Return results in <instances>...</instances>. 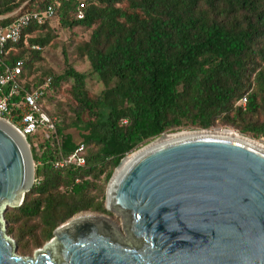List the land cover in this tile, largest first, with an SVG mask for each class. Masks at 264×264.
Returning <instances> with one entry per match:
<instances>
[{
    "label": "trees",
    "instance_id": "obj_1",
    "mask_svg": "<svg viewBox=\"0 0 264 264\" xmlns=\"http://www.w3.org/2000/svg\"><path fill=\"white\" fill-rule=\"evenodd\" d=\"M54 1L0 0V24L44 11ZM58 1L54 18L30 23L0 61L24 59V70L33 72L43 59L41 49L57 38L54 22L63 29L86 28L89 36L75 44L76 56L102 87L91 90L66 51L62 72L38 67L36 81L26 86L32 90L51 77L46 104L64 92L69 112L55 118L45 104L55 129L26 137L36 180L22 205L4 214L7 234L24 256L79 213L113 215L105 199L114 171L127 154L163 133L229 126L253 139L264 137V0ZM72 128L80 134L86 163L57 168L55 162L79 145Z\"/></svg>",
    "mask_w": 264,
    "mask_h": 264
},
{
    "label": "water",
    "instance_id": "obj_2",
    "mask_svg": "<svg viewBox=\"0 0 264 264\" xmlns=\"http://www.w3.org/2000/svg\"><path fill=\"white\" fill-rule=\"evenodd\" d=\"M140 150L106 189L126 236L111 216L83 212L24 256L4 214L24 202L35 162L26 137L0 118V264H264V148L201 133Z\"/></svg>",
    "mask_w": 264,
    "mask_h": 264
},
{
    "label": "built area",
    "instance_id": "obj_3",
    "mask_svg": "<svg viewBox=\"0 0 264 264\" xmlns=\"http://www.w3.org/2000/svg\"><path fill=\"white\" fill-rule=\"evenodd\" d=\"M59 1L50 4L46 10L26 12L13 22L0 24V59L9 53V44L18 43L22 32L30 23L43 24L55 16ZM84 3L80 4L77 18H84ZM33 48H39L33 46ZM24 59L17 60L13 65L0 61V118L13 124L25 137L40 129L50 131L55 129V118L45 109V96L52 89V78L48 77L32 90H28L20 76L24 73ZM246 98L241 103L245 105ZM86 163L84 144L79 143L69 156L55 162V167L68 164L82 166Z\"/></svg>",
    "mask_w": 264,
    "mask_h": 264
},
{
    "label": "rangeland",
    "instance_id": "obj_4",
    "mask_svg": "<svg viewBox=\"0 0 264 264\" xmlns=\"http://www.w3.org/2000/svg\"><path fill=\"white\" fill-rule=\"evenodd\" d=\"M53 25L56 29V34H57L56 40H54L50 45L41 49V56L43 59L37 64V67H35L33 72H31L30 70H25L24 73L20 76L19 81L22 82V84L25 86L33 84V82L36 81V77L39 75V72H40V69H38V67H42L43 69H50L56 73L62 72L65 69V67H67L66 56L64 53V51H66L67 60H68L69 64L73 65L74 67H76L77 70H79V71H81L87 75L88 87L91 90H95L97 92L100 91L102 85L98 82L97 75H95L92 72L90 65L87 62L78 61L77 56H76L75 47H74L75 44L77 42H79L81 39H85L89 36V31L86 28H82V27H76V28L71 29V30L63 29L58 25V22H54ZM70 84L64 85L63 89H65L66 87H69ZM67 103H68L67 96L65 95L64 92L53 94L51 100L48 101L47 104H46V100H45L46 107H48L49 111L51 113H53L55 118H57V113H63L65 111L69 112V110H68L69 107L67 106ZM225 129L234 130V131L240 133L238 130H236L232 127H229V126L217 127V128H212V129H208V130L222 131ZM199 130H202V129L183 130V131H179V132H184V131L196 132ZM39 132L43 133L42 135H44L45 134L44 132H46V131H45V129H40ZM69 132L73 134L74 139L77 143L81 142V138H80V134H79L78 130L72 128L69 130ZM172 133H174V132H172ZM240 134L245 136V137H250V136H247V135L242 134V133H240ZM159 137H157V138H159ZM157 138H155V139H157ZM155 139L150 141L148 144L152 143ZM254 140L260 141L264 144V137L260 138V139H254ZM148 144H146V145H148ZM146 145L142 146L139 149H142ZM135 152H137V150ZM106 215L111 216L114 220L117 221V223L120 226L119 227L120 232L126 236V232H125L124 226L122 224V220L117 219L114 214L113 215L106 214ZM35 251L33 252V254L35 253Z\"/></svg>",
    "mask_w": 264,
    "mask_h": 264
},
{
    "label": "bare ground",
    "instance_id": "obj_5",
    "mask_svg": "<svg viewBox=\"0 0 264 264\" xmlns=\"http://www.w3.org/2000/svg\"><path fill=\"white\" fill-rule=\"evenodd\" d=\"M201 133H209V134H214V135H217V136L229 137V138H233V139H240V140L248 142V143H250V144H252L254 146H257V147H260V148H264V144L262 142L254 140V139H252L250 137H245V136L241 135L240 133H238V132H236L234 130H229V129H225V130H222V131L207 130V131H199V132H197V131L196 132L184 131V132L166 133L165 135L160 136L159 138L155 139L152 143L146 145L143 148L148 149V148L157 146L159 144H162L164 142H167V141H170V140H173V139H176V138H180V137H184V136H190V135H195V134H201ZM141 151L142 150L137 151L132 156L128 157L123 162V165L117 171V174L120 173L125 168V165H127V163L132 158L137 156ZM84 216H97V215L96 214L95 215H93V214L91 215L89 213H86V214H81L79 217H84Z\"/></svg>",
    "mask_w": 264,
    "mask_h": 264
}]
</instances>
